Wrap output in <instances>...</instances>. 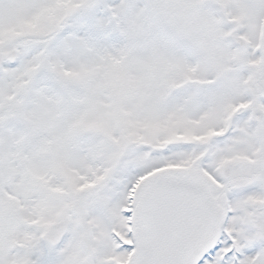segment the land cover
<instances>
[{
	"label": "snow or ice",
	"instance_id": "snow-or-ice-1",
	"mask_svg": "<svg viewBox=\"0 0 264 264\" xmlns=\"http://www.w3.org/2000/svg\"><path fill=\"white\" fill-rule=\"evenodd\" d=\"M0 264H264V0H0Z\"/></svg>",
	"mask_w": 264,
	"mask_h": 264
}]
</instances>
